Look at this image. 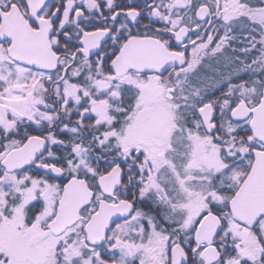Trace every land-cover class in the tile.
Returning <instances> with one entry per match:
<instances>
[{"label": "snow or ice", "instance_id": "snow-or-ice-1", "mask_svg": "<svg viewBox=\"0 0 264 264\" xmlns=\"http://www.w3.org/2000/svg\"><path fill=\"white\" fill-rule=\"evenodd\" d=\"M0 264H264V0H0Z\"/></svg>", "mask_w": 264, "mask_h": 264}]
</instances>
